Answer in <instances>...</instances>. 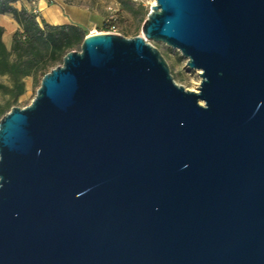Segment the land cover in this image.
Returning <instances> with one entry per match:
<instances>
[{"label": "water", "instance_id": "1", "mask_svg": "<svg viewBox=\"0 0 264 264\" xmlns=\"http://www.w3.org/2000/svg\"><path fill=\"white\" fill-rule=\"evenodd\" d=\"M142 33L0 119V264H264V0H154Z\"/></svg>", "mask_w": 264, "mask_h": 264}, {"label": "rangeland", "instance_id": "2", "mask_svg": "<svg viewBox=\"0 0 264 264\" xmlns=\"http://www.w3.org/2000/svg\"><path fill=\"white\" fill-rule=\"evenodd\" d=\"M21 2V0H20ZM20 2L14 6L20 8ZM63 3L72 5L76 9L88 12L89 19L82 21L80 27L85 31L83 39L89 35L107 32V26H114V34H119L131 39L143 36L142 26L150 12L154 0H49L50 5ZM48 18V17H47ZM40 23V20H39ZM42 27V24H40ZM0 27L3 29L2 41L8 51H11L13 33L19 28L10 15H0ZM144 37V36H143ZM145 39V38H144ZM165 59L174 82L189 91H198L200 84L199 71L186 67V59L180 53L164 43H152ZM81 44H77L73 50H80ZM14 60V55L9 57ZM62 60L49 65L42 72H38L24 79L25 91L14 98L12 92V79L6 74H0V119L6 115L12 107H27L36 95L41 80L45 74L56 66H60ZM203 104V102H201Z\"/></svg>", "mask_w": 264, "mask_h": 264}, {"label": "trees", "instance_id": "3", "mask_svg": "<svg viewBox=\"0 0 264 264\" xmlns=\"http://www.w3.org/2000/svg\"><path fill=\"white\" fill-rule=\"evenodd\" d=\"M18 2L20 0H0V15H10L19 27L13 33L11 51L2 41L0 27V74L12 79L14 98L24 93L25 78L44 72L49 65L62 60L67 52L82 43L86 34L80 26H52L42 20L39 23L32 11L24 6L16 8L14 5ZM108 31L110 26H107ZM11 55L14 60L10 61Z\"/></svg>", "mask_w": 264, "mask_h": 264}, {"label": "crops", "instance_id": "4", "mask_svg": "<svg viewBox=\"0 0 264 264\" xmlns=\"http://www.w3.org/2000/svg\"><path fill=\"white\" fill-rule=\"evenodd\" d=\"M49 0H21L20 6L32 11L37 16V21H44L52 26L60 25H82V21L89 19L86 11L76 9L72 5L63 3L48 4ZM48 17V18H47Z\"/></svg>", "mask_w": 264, "mask_h": 264}, {"label": "built area", "instance_id": "5", "mask_svg": "<svg viewBox=\"0 0 264 264\" xmlns=\"http://www.w3.org/2000/svg\"><path fill=\"white\" fill-rule=\"evenodd\" d=\"M114 26L113 25H110V31H108L109 33H114ZM92 35V34H91Z\"/></svg>", "mask_w": 264, "mask_h": 264}, {"label": "bare ground", "instance_id": "6", "mask_svg": "<svg viewBox=\"0 0 264 264\" xmlns=\"http://www.w3.org/2000/svg\"><path fill=\"white\" fill-rule=\"evenodd\" d=\"M98 34V33H97ZM93 35H95V34H93Z\"/></svg>", "mask_w": 264, "mask_h": 264}]
</instances>
